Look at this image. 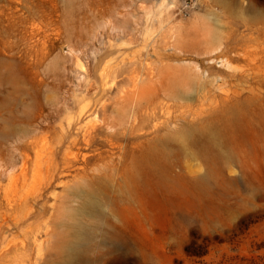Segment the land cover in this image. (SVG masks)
Instances as JSON below:
<instances>
[{"label": "rangeland", "instance_id": "374dc122", "mask_svg": "<svg viewBox=\"0 0 264 264\" xmlns=\"http://www.w3.org/2000/svg\"><path fill=\"white\" fill-rule=\"evenodd\" d=\"M224 7L0 0V264H264V17Z\"/></svg>", "mask_w": 264, "mask_h": 264}, {"label": "bare ground", "instance_id": "6f19581e", "mask_svg": "<svg viewBox=\"0 0 264 264\" xmlns=\"http://www.w3.org/2000/svg\"><path fill=\"white\" fill-rule=\"evenodd\" d=\"M215 1H217V3H219L221 5H224L225 6L224 7L225 10L227 12L231 13V14H235V15H246V14H248V15H250L251 17L249 16L248 20L251 23H261V22H263L262 19H263L264 16L261 15V13L257 10V5H256V1L257 0H248L246 6L242 5L241 0H215ZM220 27L221 26H219V28ZM260 30L261 29H258V31H260ZM212 35L214 36L215 34L213 33ZM118 66H117V68H118ZM131 69H132V67H131ZM124 75H126V74L124 73ZM125 83H127V81ZM126 85L128 86V84H126ZM134 87L137 88L136 85ZM171 88H173V87H171ZM167 91H168V93L164 94L163 98H166L168 100H172L173 98H176L178 96V95L174 94L173 92H171L169 90H167ZM178 97L180 99L183 98L181 96H178ZM169 98H171V99H169ZM184 100L191 101V99H188V98H184ZM178 108L185 109L186 106L185 105L175 106V109H178ZM99 110H100V108H99ZM214 113H215V109L210 108V109L207 110L206 115H213ZM180 128L181 129H180V132H179L178 139L181 141L182 144H185V146L188 147V148H193V147L201 148V149H206L207 148V151L209 153H216L215 151L224 144L223 141H220L221 139H219L220 130L216 126V124L212 121V116H209L208 119L202 120L201 123H200V126H197V124H195V123L194 124H185V123H183ZM198 129H199L200 133L197 134ZM86 133L88 134V132H86ZM163 143L165 144V141ZM87 205H88V207L91 210H93V208L95 206V203L93 201H90L89 204H87ZM86 212H89V211H86ZM78 236H80V233L78 234ZM81 236L84 239L85 237H87V234L86 233H82ZM78 246H79V244H75V243L72 244L71 254L68 255V259H72L73 258L75 250L79 248Z\"/></svg>", "mask_w": 264, "mask_h": 264}]
</instances>
